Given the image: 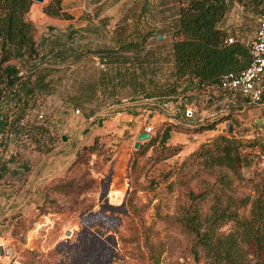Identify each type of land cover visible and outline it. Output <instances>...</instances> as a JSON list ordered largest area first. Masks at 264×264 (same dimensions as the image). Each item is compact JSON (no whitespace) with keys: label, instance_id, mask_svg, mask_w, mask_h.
<instances>
[{"label":"rangeland","instance_id":"374dc122","mask_svg":"<svg viewBox=\"0 0 264 264\" xmlns=\"http://www.w3.org/2000/svg\"><path fill=\"white\" fill-rule=\"evenodd\" d=\"M159 1L160 5L175 6L187 0ZM238 3L246 13L255 8L258 14L264 7V0ZM130 17L133 26L136 18ZM248 19L244 22L245 27L250 26L249 34L237 35L251 42L256 20L249 14ZM164 61L163 65L169 64L168 53ZM36 62L39 60L26 63ZM139 70L141 67L131 66V75ZM153 89L151 86L145 92ZM67 91L55 88L49 93L59 100L51 115H47L45 125H39L42 133L51 134V144L44 145L35 136L24 149L18 148L21 154L16 160L6 156L10 171L2 177L0 171V246L15 249L13 255H0V264H194L191 248L195 237L180 222L182 210L189 204L183 181L191 179L192 186L203 189L212 187L216 178L195 165L191 169L185 165L184 169V163L201 146L212 144L221 135L237 139L241 142V155L245 156L237 172L218 169L217 173L229 174L237 197L253 196V185L264 173V160L256 158L258 151L264 155V138L249 139L257 128L255 109L230 93L229 101L220 103L217 93L197 91L191 107H181L180 116L175 118L178 104L165 106L154 103L159 100L146 101L143 89L131 85L129 93L134 95L94 115L90 108L85 111L74 106ZM131 97L136 100L131 101ZM64 100L71 106L64 105ZM39 101L37 98L36 109ZM153 105L161 108L164 122L155 121L153 116L142 119L143 124L129 120L127 114L135 111L140 116ZM77 108L80 114L76 113ZM221 114L232 120V134L225 122L214 131L193 132ZM98 116H119L122 120L106 127L97 123ZM150 127L153 143L141 142L135 149L138 132ZM165 136L169 139L164 143ZM122 173L126 180L122 193L126 195L119 206L110 202L115 187L111 179L117 176L116 182L121 184ZM211 204L212 195L202 204L205 214H209ZM233 230L232 223L219 228L224 233ZM245 252L249 264L264 260L254 241L245 245Z\"/></svg>","mask_w":264,"mask_h":264},{"label":"trees","instance_id":"16d2710c","mask_svg":"<svg viewBox=\"0 0 264 264\" xmlns=\"http://www.w3.org/2000/svg\"><path fill=\"white\" fill-rule=\"evenodd\" d=\"M60 3L61 0H50L45 7L46 13L58 19L68 18L69 15L59 8ZM34 4V0H0L1 65L15 61L13 52L25 60L34 59L40 63L39 48L42 44L36 26L28 20ZM233 8L234 0H187L181 4L173 32V35L181 36L173 44L176 81L192 80L196 91L207 87L232 94L222 88L223 78L231 73L244 72L253 62L248 42L234 31L230 33L224 28V23ZM230 39H234V42L230 43ZM43 69L41 66L35 69L33 81L28 79L22 82L23 91L28 99L36 95L35 91L37 94L48 95L51 92V81L46 82L47 76ZM17 80L18 69L8 65L4 74H0V104L7 97L5 91ZM232 95L234 99L242 98L251 106L249 99L240 94ZM174 96V92L167 95ZM11 116L6 107L0 108L1 177L10 171L9 161L6 162L8 155L6 153L10 146L16 144L25 148V145L31 142L30 131L18 123L21 117ZM231 121L230 118L222 116L193 132L201 134L214 131L222 123L229 125ZM37 129L43 130L42 127ZM168 139L169 136H165L163 142H167ZM152 143L153 138L147 144ZM240 144L237 139L221 135L212 144L201 146L200 150L184 163V169L185 165L188 169L195 165L197 169H203V173H209L216 178L212 187L203 189L192 186L191 179L183 181L189 204L184 206L180 222L187 232L195 237L191 248L194 264H201L202 261L204 264H249L245 245L250 241H254L264 255V173L253 185V196L238 197L235 195L229 174L217 173L218 169H225L234 174L237 172L238 164L245 158L241 155ZM15 157L11 156V160H16ZM125 195L119 206L123 205ZM211 195V208L209 214H205L202 204ZM228 223L233 224L234 230L229 233L220 232L219 228ZM256 264H264V260Z\"/></svg>","mask_w":264,"mask_h":264},{"label":"crops","instance_id":"0c3cea01","mask_svg":"<svg viewBox=\"0 0 264 264\" xmlns=\"http://www.w3.org/2000/svg\"><path fill=\"white\" fill-rule=\"evenodd\" d=\"M49 2L44 5L35 2L28 20L37 28L42 44L39 48L40 64L47 76L46 82L51 81V91L55 88L70 91L73 104L85 111L90 108L94 115L120 105L126 97L134 95L129 93L131 85L141 87L147 97L152 96L146 101L159 100L154 103L165 106L178 104L175 118L180 116L181 107H191V99L197 93L194 82L176 81L173 57V44L181 37L173 35V32L183 2L165 6L160 5L162 2L159 0H61L59 8L69 15L61 19L46 13L45 7ZM244 8L234 0L233 11L224 23V28L230 33L234 31L241 36L249 34L250 26L245 27L244 22L249 20L248 13ZM168 11H172L170 16L166 14ZM128 12L136 18L133 26L132 15L129 16ZM255 32L256 27L254 37ZM166 53L170 61L163 65ZM95 56L107 60V69L98 67ZM13 57L15 61H26L16 52H13ZM131 66L141 67V70L132 76ZM151 86L154 89L145 92ZM201 91L217 93L220 103L229 101L228 94L217 89L206 87ZM170 92H174L175 96L167 97ZM134 99L136 97L130 98L131 101ZM233 103L235 109L237 102ZM221 111H225L224 107H221ZM161 112L160 107L153 105L145 108L140 116L135 111L127 116L129 120L135 119V122L142 124L141 120L149 116H153L157 122H164ZM254 113L259 125L264 121V111ZM96 120L107 127L121 123L122 118L98 116ZM142 132L147 133L144 128ZM142 132L139 131L138 135Z\"/></svg>","mask_w":264,"mask_h":264},{"label":"built area","instance_id":"2783aa9c","mask_svg":"<svg viewBox=\"0 0 264 264\" xmlns=\"http://www.w3.org/2000/svg\"><path fill=\"white\" fill-rule=\"evenodd\" d=\"M248 14L256 20V35L251 42H248L253 62L247 70L240 74L231 73L226 75L222 80V88L234 95L240 94L241 96L249 99V104L255 109V112L262 113L264 111V9L262 8L261 12L256 14L255 8H253ZM229 42L233 43L234 39H230ZM1 58L2 54L0 50V74H4L5 68L8 65H12L18 69V80L5 91L7 97L5 101L1 102L0 108L3 109L6 107V109L10 111L13 118L21 117L18 123L30 131L31 139L38 136L44 145H50L51 134L42 133L40 129H37V127H42L39 126L42 124L45 125L47 115H51L53 106L55 102H58L59 98L55 95L37 94L35 91L37 96L34 95L33 98L28 99L22 88V82H25L28 79L33 81L34 76L32 75L35 69L41 66L40 63L31 65L26 63L27 60L25 62H20L18 60L5 62L1 65ZM94 60L100 69H107L108 65L106 59L95 56ZM37 98L40 99L38 109H36ZM63 104L69 105L70 102L64 100ZM76 113H81L80 108L76 109ZM151 130L152 128L150 127L146 130V132L150 134ZM260 138H264V121H261L255 132L249 136L251 141H257ZM18 148L22 147L12 144L6 154L10 157L17 156L21 154L19 153ZM256 158L264 160V155L261 151H258Z\"/></svg>","mask_w":264,"mask_h":264},{"label":"water","instance_id":"95a60500","mask_svg":"<svg viewBox=\"0 0 264 264\" xmlns=\"http://www.w3.org/2000/svg\"><path fill=\"white\" fill-rule=\"evenodd\" d=\"M35 2L38 3H43L45 0H34ZM228 133L232 134L233 133V124H229L228 127ZM151 139V134L142 132L138 135L137 138V142L135 143L134 148L138 149L141 142H147ZM64 140H67V136H64ZM118 177L114 176L112 177L111 180H113V183L115 185V187H113V191L110 193V202L113 204H120L122 201V197H123V193L122 190L125 188L126 186V180H125V174L122 173L120 180H121V184H118L116 181ZM118 186H120L118 188ZM114 217V216H113ZM115 219H119L118 216H116ZM124 226V225H123ZM69 231H67V235H69ZM15 253V249L14 247L10 246L9 248L4 247V246H0V255H5V256H9V255H13ZM15 264H20V263H15Z\"/></svg>","mask_w":264,"mask_h":264}]
</instances>
